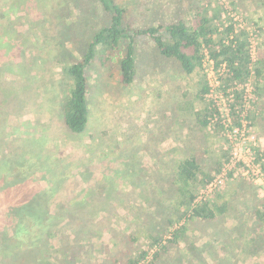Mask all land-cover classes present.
<instances>
[{
  "label": "rangeland",
  "instance_id": "374dc122",
  "mask_svg": "<svg viewBox=\"0 0 264 264\" xmlns=\"http://www.w3.org/2000/svg\"><path fill=\"white\" fill-rule=\"evenodd\" d=\"M22 1L0 0V16L5 17L0 18V33L15 36L18 43H26L27 46L23 52L15 48L8 53L0 50V188L7 180L22 176L23 172L15 175L13 170L9 172L5 167L10 160L21 159V151H28V155L33 158L40 156V159L37 162L25 159V166L30 167L29 174L36 180L35 187L40 182L41 188L47 191L53 179L52 174H45L48 158L59 160V167L57 165L58 168L54 169L56 177L70 171L71 167H66L64 161L75 166V155L62 153L69 145L68 141L76 139L64 135L61 104L68 88L60 72V61L78 59L92 34L107 26L108 22L95 0ZM122 1L129 6L126 19L132 23V28L178 21L189 23L194 13L207 5L206 1L211 2L212 9L220 6L219 11L230 12L243 19L253 32L249 39L254 47V61L259 60L260 63L256 83L251 82L254 95L247 105L248 121H254V126L250 123L251 130L264 151V0ZM19 4H22L20 8ZM221 16L223 18L224 15ZM135 55L136 77L128 87H121L116 75H110L106 67H95L89 73L90 122L83 142L91 155L102 152L98 158L101 164L93 165H102L98 172L100 175L93 177L91 183L108 188L110 185L104 178L108 176L111 195L115 199L111 204L107 202L100 206L102 210L107 208L106 211H111L112 215L102 214L98 229L111 227L113 234L119 232V235L113 238V234H106L105 242L102 241L104 244L99 245L110 246L112 253L101 248L93 251V245H84L81 254L86 264H111L110 256L122 252L123 248L133 255L137 249L150 245V234L155 237L161 234L164 240L170 241V232L163 231L167 214L163 210L159 213L160 207L155 203L174 201L176 195L162 180L171 177L177 162L188 155L196 154L201 163L213 167L224 144L221 134L211 129L199 131L189 114L192 111L190 102L199 88L197 78L192 80L183 75L176 62L162 58L153 44L145 39L135 43ZM20 63L26 66L24 73L30 78L16 75L21 71ZM202 67L207 82L215 90L220 74L212 72V64L206 59ZM34 69L40 76H36ZM33 78L38 79L44 89L36 106L23 108L22 100H17L24 91L22 83H30ZM192 105L198 107L197 103ZM17 110L20 115L15 112ZM70 146L75 148L76 145L70 143ZM205 149L209 154H202ZM43 154L48 157H41ZM109 158L126 159L128 172L116 164L108 166ZM33 166L38 168L33 169ZM115 170H119V178L112 173ZM66 176V182L69 181L73 190L75 175ZM61 189L53 200L56 201V195L60 194L64 203L71 202L72 196L61 192ZM220 191L224 194L223 201L229 202L226 214L210 222L195 219L185 222L182 239L166 244L165 248L156 245L148 252L153 254L159 250L162 254L154 264H264V224L254 216V211H264V185L233 180ZM3 207L5 211L10 209L2 199L1 213ZM50 210L51 216L57 211L53 205ZM5 216H0V252L3 239L13 236V227L10 228V224L7 228ZM31 228L29 233L20 231L18 235L25 249L37 247L39 240L44 238L38 230L36 235V229ZM128 236L132 237V244ZM0 264L13 263L8 259L2 260L0 255Z\"/></svg>",
  "mask_w": 264,
  "mask_h": 264
},
{
  "label": "trees",
  "instance_id": "16d2710c",
  "mask_svg": "<svg viewBox=\"0 0 264 264\" xmlns=\"http://www.w3.org/2000/svg\"><path fill=\"white\" fill-rule=\"evenodd\" d=\"M95 1L101 6L108 25H104L92 34L78 59L60 61V72L64 79H66L68 88V94L61 104L62 123L65 135L70 137L69 139L84 136L88 131L90 122V71L95 67H106L111 72L110 75H116V81H118L121 87L130 86L136 77L135 43L141 39L151 42L162 58L176 62L183 75L192 80L197 78L196 83L199 88L192 101L197 103L198 107L194 108L191 101L190 106L192 111L190 106L186 108L187 110L190 109L191 112L189 114L192 116L193 122L199 131L208 130L209 125L215 120V117H218L214 103L206 98L209 86L202 67L205 57L212 60L215 69H220L224 66L225 72L220 78L221 91H226L228 88L234 87L235 84H245L252 81L256 83L260 74L258 69L260 63L259 60L258 62L252 60L249 33L245 29H237L229 17L222 18L221 14L228 15L218 10L220 6L212 9L210 7L211 2L206 1L207 5L198 9L189 23L178 21L172 24L159 23L158 25L144 28H132V23H128L126 19V13L129 8L127 3L125 4L122 0ZM21 3H23L22 0ZM230 4L234 6V3ZM21 5L19 4L18 8ZM232 8L234 9V7ZM0 18L5 17L1 15ZM228 22L231 23L227 25ZM14 48L23 52V49L26 51L27 46L26 43H18V39L15 36L13 37L6 32L0 33V50L8 53L9 50ZM63 62L67 63V65H62ZM20 70V73L16 74L17 76L20 75V77L26 79L30 78L24 73V67ZM33 72L36 76H40L35 69ZM35 81V78H33L30 82L32 89L30 88L25 94H37L40 96L44 88L38 79ZM48 81L51 82V78ZM234 94L236 95L234 105L242 109V95L237 92ZM186 104L189 105L188 102ZM231 116L236 117L234 107L231 108ZM250 123L254 126V121L251 120ZM212 127L211 130L213 132L222 135L223 128L219 120L216 119ZM202 154H209V152L205 149ZM202 154L201 158L203 159ZM257 154H259L258 151ZM20 156L21 159L10 160V163L5 168L9 172L13 170L15 175H19L21 171L24 173H22L23 177H13L14 180H7V183L4 185L5 187L1 186L0 188V200L6 201V204L10 208L9 211H5V205L3 207L5 212H0V216L6 215L4 217L6 220L5 224L7 228L11 224L10 228L13 227V236H18L20 231L29 233L32 229L31 222L38 224L41 228H34H37L36 230L42 233V230H45L42 227H44L47 221L48 225H45L48 227L47 236L54 235L49 227L51 205L57 210L52 216L53 219H57L60 216L65 218L76 216V220L78 221L81 215L85 213L83 207L81 208V205L86 202L85 198L79 199L77 196L78 198L74 199L77 202L66 201L64 203L61 195L57 194V200H53L54 195L61 188V192L65 191V193H68L71 191V184L68 183L69 181L66 182V175H71V173L65 171L63 175L56 177L54 169L57 165L59 167V160L53 161L51 157L48 158L45 174H52L53 179L50 183L51 187L47 191H44L39 185L40 182H37V187H35L36 180L29 174L30 167L25 166L27 160L24 161L25 159L38 161L40 156L33 158V156L28 155V151H21ZM42 156L43 158L48 157L44 154ZM228 157V151H224L221 148L216 156L213 167H207L204 163H201V159L196 154L188 155L179 160L173 170L172 176L167 180H162V182H165L168 190L176 195L175 200H163V202L155 203L160 207L159 213L163 210L167 214V218L163 222V231L170 232V241L164 240L161 234H159V237L150 234L148 237H151L152 241L147 248L137 249L133 255H130L129 251L123 248L122 252H117L114 256H110L112 258L111 264H154L162 254L159 250L153 254L148 252L156 247V245L165 248L166 244H174L177 240L182 239L185 235V222L191 219L210 222L214 221L218 216L225 215L229 202L223 201L224 194H220L221 191L219 190L209 200H205L199 204H194V201L197 198L199 190L217 174L222 163ZM263 158L264 154H261L258 159L261 160ZM99 161L101 162V159ZM127 163L126 159L109 158L108 166L116 164L122 166L125 172H128ZM36 168L38 166H33V169ZM31 182L33 184L29 186ZM254 216L259 223L264 224V211L256 210L254 211ZM89 231V229L83 226L80 232L85 234ZM128 238L132 244V237L128 236ZM64 241H67V239L64 238L60 241L61 246L55 251V254L60 253L58 260L63 262L65 261V254L69 251V243ZM22 246H24L22 243L13 239L9 243L3 241L1 245L4 253H11L9 255L11 261L15 260V257L19 253L18 250ZM73 257L76 258L74 255ZM77 257L81 258L80 255ZM2 260H4L3 257ZM146 260L147 263H145ZM82 263L84 264V261Z\"/></svg>",
  "mask_w": 264,
  "mask_h": 264
},
{
  "label": "crops",
  "instance_id": "0c3cea01",
  "mask_svg": "<svg viewBox=\"0 0 264 264\" xmlns=\"http://www.w3.org/2000/svg\"><path fill=\"white\" fill-rule=\"evenodd\" d=\"M19 67L20 69H23V67L26 66L23 63H20ZM23 84L24 86L22 87V89L24 91L21 93L22 95H20L19 96L20 98L17 100L19 101L22 100L21 106H23V108L28 106L30 107L36 106L39 96L37 94L36 95L25 94L27 91L30 90L31 83L28 85V81H27ZM35 111H33L32 114H34ZM15 112L17 113V115H20L18 113V110ZM65 137L70 138L67 137L66 135ZM84 137L85 135L84 136L82 135L80 137L72 138L76 140H69L68 141L69 145L65 149L62 148L63 149L62 153L65 156L75 155V166H69L68 162L67 163L65 161L63 162L64 164L67 165L66 167L68 168L71 167L69 168L70 170L69 172L71 174H74L76 178V180L74 181L76 186H73L74 189L70 191L71 193L68 192L67 194L72 196V199H70L71 202H77L74 199L78 197L79 199L80 198L86 199L85 204L81 205V208L83 207L85 213L81 215L78 221L76 220V216H71L72 220L70 221L68 220V218H65L63 216H60L54 221L53 217L51 216L49 220L50 223L49 227L50 230L54 233V235L47 236L48 227H46L45 225H48V221L45 222L44 227H42L45 230L41 229L43 231L42 233H40L38 230V232L44 237L39 240L40 245L38 243L37 247H32L27 249H25V247L22 246L18 250L19 253L15 257V260L13 261L9 259V255L11 253H4L3 252L4 250L0 252V255L5 260L8 259V262L11 261L13 264H83L82 260L84 259L81 253L83 252L84 245L85 246L93 245L92 247L93 251H97L96 249L101 248L106 250L108 253H112L109 248L110 246L108 247L107 245H105L101 247L99 245L104 244L102 243V241H104V237L106 234H108L109 236L110 234H113L112 231L113 228L111 227L109 229L104 228L101 231L98 229V223L99 220L101 219L102 214L109 215L111 212V211H106L107 208L105 210H102L103 208H101L100 206L106 204L107 202L111 204L112 202L115 201V199L111 195V182H109L110 179L107 176L104 177L106 178V180L105 179L103 180L109 183L110 186H108V188H104V186L98 184H97L98 186H95L96 185L95 183H91L93 177H99L100 175V173L98 172H100L102 165L99 167L98 166L93 167V165L95 163H99V165L101 164L98 158L102 156V152L97 151L95 155H91L89 150H87L86 145L83 142ZM70 143H74L76 145L75 148L70 146ZM91 156H93V158H91ZM127 160L132 161L131 158H127ZM87 163L89 164L85 165ZM112 173L119 178L120 175L119 170L112 171ZM105 175L106 174H104V176ZM95 180L96 182H98V179ZM91 184L93 185L91 186ZM84 185H86V187ZM98 206L101 209L97 210ZM110 215H112V213ZM83 226H85L90 231L85 234L80 232ZM31 227L41 228L38 224H35L33 222H31ZM35 232L37 235V230H35ZM115 233L116 234H113V238H117L119 235V232L118 233L115 232ZM64 238L67 239V241L64 242L69 243V251H67V253L65 254V261L63 262L58 260V258L60 257L59 255L60 253L58 252L55 254V251L57 250V248L61 246L60 241H62ZM11 239H13L14 241L17 240L18 242H20L19 240H21L18 236L11 237L10 235V237L3 239V241L9 243ZM72 254L76 256V258L73 257ZM79 255L81 258L77 257ZM23 256L29 260L27 261ZM55 260L57 261L55 262ZM89 261H91L90 258ZM89 263L92 264L93 262H89Z\"/></svg>",
  "mask_w": 264,
  "mask_h": 264
},
{
  "label": "built area",
  "instance_id": "2783aa9c",
  "mask_svg": "<svg viewBox=\"0 0 264 264\" xmlns=\"http://www.w3.org/2000/svg\"><path fill=\"white\" fill-rule=\"evenodd\" d=\"M227 15L228 17L230 16L229 19L237 29H245L249 36L253 35V32L240 16L230 14V12ZM224 16L223 18H225ZM231 22H228V24ZM249 41L252 60L254 61V47L251 39ZM205 59L212 64V72H217L221 78L225 72L224 66L220 69H215L212 60L207 57ZM220 78L218 79L219 85L215 90H212L211 85L208 83L209 90L206 98L212 101L217 109L218 117H215V120H219L223 128V150L228 151L229 157L222 163L217 174L199 190L194 204L211 199L213 194L218 190H222L229 181L244 180L253 184L264 185V158L258 159L261 154H264V151L259 139L253 134L247 118V105L250 104L253 96L252 84L251 82L235 84L234 87L228 88L226 91H219L221 86ZM235 92L242 95V109L234 105L236 101ZM232 107L236 111V117L231 116ZM213 122L209 125V130L213 128ZM257 151L259 154H257Z\"/></svg>",
  "mask_w": 264,
  "mask_h": 264
}]
</instances>
